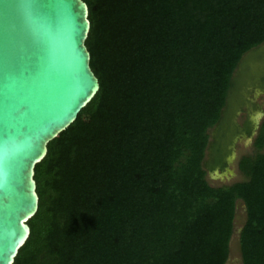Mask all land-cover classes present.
Here are the masks:
<instances>
[{
	"label": "trees",
	"instance_id": "obj_1",
	"mask_svg": "<svg viewBox=\"0 0 264 264\" xmlns=\"http://www.w3.org/2000/svg\"><path fill=\"white\" fill-rule=\"evenodd\" d=\"M83 1L99 88L34 167L38 207L13 264H226L238 199L241 262L264 264V117L237 163L245 179L205 177L225 166L221 116L264 43V0Z\"/></svg>",
	"mask_w": 264,
	"mask_h": 264
},
{
	"label": "water",
	"instance_id": "obj_2",
	"mask_svg": "<svg viewBox=\"0 0 264 264\" xmlns=\"http://www.w3.org/2000/svg\"><path fill=\"white\" fill-rule=\"evenodd\" d=\"M83 0H0V264L38 207L34 167L99 88Z\"/></svg>",
	"mask_w": 264,
	"mask_h": 264
},
{
	"label": "rangeland",
	"instance_id": "obj_3",
	"mask_svg": "<svg viewBox=\"0 0 264 264\" xmlns=\"http://www.w3.org/2000/svg\"><path fill=\"white\" fill-rule=\"evenodd\" d=\"M264 117V46L247 53L233 74V83L226 98V108L221 116L220 131L225 166L206 171V180L211 186L228 185L245 179L237 163L243 155H253V139ZM246 122V123H245ZM248 122V123H247ZM253 128L252 136L245 135L246 126ZM230 128V129H228ZM214 127L208 129L209 144L204 161L209 159ZM221 131V132H223ZM246 217L244 203L238 199L235 205L233 231L229 241L226 264H242L239 250V231Z\"/></svg>",
	"mask_w": 264,
	"mask_h": 264
},
{
	"label": "flooded vegetation",
	"instance_id": "obj_4",
	"mask_svg": "<svg viewBox=\"0 0 264 264\" xmlns=\"http://www.w3.org/2000/svg\"><path fill=\"white\" fill-rule=\"evenodd\" d=\"M264 46V43L261 45V46H259L258 48H261V47H263ZM258 48H256V49H258ZM249 53V52H248ZM254 133V132H253Z\"/></svg>",
	"mask_w": 264,
	"mask_h": 264
}]
</instances>
